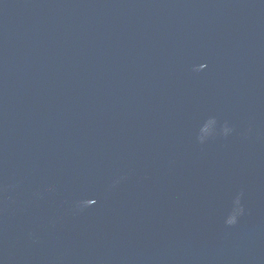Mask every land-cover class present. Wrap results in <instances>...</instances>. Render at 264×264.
<instances>
[{
    "label": "water",
    "instance_id": "water-1",
    "mask_svg": "<svg viewBox=\"0 0 264 264\" xmlns=\"http://www.w3.org/2000/svg\"><path fill=\"white\" fill-rule=\"evenodd\" d=\"M0 264H264V0H0Z\"/></svg>",
    "mask_w": 264,
    "mask_h": 264
}]
</instances>
